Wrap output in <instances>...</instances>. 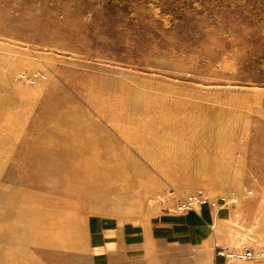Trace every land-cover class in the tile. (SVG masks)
Listing matches in <instances>:
<instances>
[{"label": "rangeland", "instance_id": "rangeland-1", "mask_svg": "<svg viewBox=\"0 0 264 264\" xmlns=\"http://www.w3.org/2000/svg\"><path fill=\"white\" fill-rule=\"evenodd\" d=\"M242 262L264 264V0H0V264Z\"/></svg>", "mask_w": 264, "mask_h": 264}, {"label": "built area", "instance_id": "built-area-1", "mask_svg": "<svg viewBox=\"0 0 264 264\" xmlns=\"http://www.w3.org/2000/svg\"><path fill=\"white\" fill-rule=\"evenodd\" d=\"M205 196L206 194L202 191H200L199 193H196V194H191L187 197H182L181 196V199L180 200V203H178V208L179 209H183V208H186V207H191L197 203H200L202 201H205ZM229 252V253H228ZM222 253H225V254H229V255H233V257H245L246 255H249L250 252L249 251H232V250H228V251H222ZM228 255V256H229ZM231 257V256H230Z\"/></svg>", "mask_w": 264, "mask_h": 264}, {"label": "bare ground", "instance_id": "bare-ground-1", "mask_svg": "<svg viewBox=\"0 0 264 264\" xmlns=\"http://www.w3.org/2000/svg\"><path fill=\"white\" fill-rule=\"evenodd\" d=\"M204 201H202V202H200V203H197V204H195V205H198V204H201V203H203ZM194 206V205H193ZM231 257H233L232 255H230ZM237 258H243V257H237Z\"/></svg>", "mask_w": 264, "mask_h": 264}, {"label": "crops", "instance_id": "crops-1", "mask_svg": "<svg viewBox=\"0 0 264 264\" xmlns=\"http://www.w3.org/2000/svg\"><path fill=\"white\" fill-rule=\"evenodd\" d=\"M220 259H221V258H220ZM241 264H248V263L242 262Z\"/></svg>", "mask_w": 264, "mask_h": 264}]
</instances>
